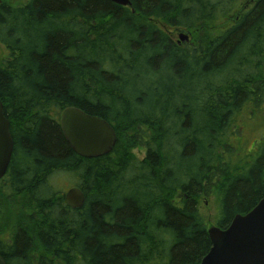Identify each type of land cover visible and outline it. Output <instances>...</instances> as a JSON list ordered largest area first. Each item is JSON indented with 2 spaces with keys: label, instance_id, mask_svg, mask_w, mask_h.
<instances>
[{
  "label": "trees",
  "instance_id": "obj_1",
  "mask_svg": "<svg viewBox=\"0 0 264 264\" xmlns=\"http://www.w3.org/2000/svg\"><path fill=\"white\" fill-rule=\"evenodd\" d=\"M130 1L134 12L110 0H0V100L14 142L0 180L7 264H200L212 245L199 199L216 197L226 229L264 197V134L241 153L234 130L246 101L264 99L249 54L264 2L189 44L167 30L227 24L238 0ZM70 107L114 128L109 155L71 149ZM64 175L83 208L66 204ZM17 197L29 208L6 238Z\"/></svg>",
  "mask_w": 264,
  "mask_h": 264
},
{
  "label": "water",
  "instance_id": "obj_2",
  "mask_svg": "<svg viewBox=\"0 0 264 264\" xmlns=\"http://www.w3.org/2000/svg\"><path fill=\"white\" fill-rule=\"evenodd\" d=\"M110 1L134 12L130 0ZM180 38L179 43L188 39ZM61 127L71 149L84 158L108 155L117 142L116 132L108 122L75 107L63 111ZM13 152L10 122L0 100V180L8 171ZM64 197L66 204L75 210L86 203L84 193L77 187L70 188ZM207 233L212 247L200 264H264V197L249 213L237 215L228 228L210 227ZM0 264H6L1 253Z\"/></svg>",
  "mask_w": 264,
  "mask_h": 264
},
{
  "label": "rangeland",
  "instance_id": "obj_3",
  "mask_svg": "<svg viewBox=\"0 0 264 264\" xmlns=\"http://www.w3.org/2000/svg\"><path fill=\"white\" fill-rule=\"evenodd\" d=\"M16 1L18 2L23 1L25 3L28 2V0H16ZM252 1L254 0H242V2L238 6H236V8L234 9V12L236 11V9L237 11H239L243 5H247L249 2H252ZM224 27H225V23L221 22L218 24H210L209 26H204L202 30H215V29H221ZM167 32L171 34L172 37L177 41L181 39L180 36L182 37L187 36L188 37L187 41L190 42L193 39V35H194V32H192L191 30H186V29L169 28ZM6 56H7V50L3 46H0V60L5 58ZM256 109H257L256 107L247 106L242 109V112L240 113L238 117V121L236 125L241 127L242 129H240L239 131V134L241 136L237 138L238 140L236 144L241 153L245 152L246 143H247V146H246L247 148L251 147L252 142L255 140H258L261 137V135L264 134V130H263L264 125L257 121L259 115L256 114L257 113ZM259 110L260 111L264 110V103L260 104ZM252 114H256V115L252 116ZM236 128L237 127H235L234 130ZM135 152L140 157L144 156L143 151L136 150ZM73 180H74V177L70 175H64L61 185H59L60 190L65 192L69 188H71L70 186L72 185ZM28 208L29 207H28L27 201L23 199L22 197H17L13 200L11 204H7V212H8L7 218L4 221V223L1 224V232L6 238L8 237L7 234H8V230H9V226L11 222V216L13 215V213L17 211H22L23 213H26L28 211ZM199 209H200L201 214L204 216L206 224L212 228L217 227L216 225H217V220L219 219V216H220V211H219V206H218L216 197L213 196L208 199L200 198L199 199Z\"/></svg>",
  "mask_w": 264,
  "mask_h": 264
},
{
  "label": "flooded vegetation",
  "instance_id": "obj_4",
  "mask_svg": "<svg viewBox=\"0 0 264 264\" xmlns=\"http://www.w3.org/2000/svg\"><path fill=\"white\" fill-rule=\"evenodd\" d=\"M241 2H242V0H238V5ZM260 2H264V0H254L252 2H249L247 5H243L239 11H237V9H236V11L228 17L229 21L227 24H225L224 28L215 29L213 31L217 32V31L228 30L232 26L236 25L242 16L244 17V19L247 18V16L253 11V9ZM204 26H209V25H200V26L189 29L192 32H194L193 39L190 42H188L189 44H194V43L197 44L198 35L200 34V32L204 31V30H202V28ZM208 31H212V30H208ZM259 32H262L261 37L258 36ZM256 36H257V42L254 45V47L252 48L251 52L249 53L252 55V59L254 61V67H255V70H252V72H253L252 76L254 77L253 82H259V83L264 84V25H263V27L258 26V32H257ZM263 100L264 99L262 97L261 99L256 100V101L255 100L246 101V104H248L249 106L255 107V105L259 104L260 102H263Z\"/></svg>",
  "mask_w": 264,
  "mask_h": 264
}]
</instances>
